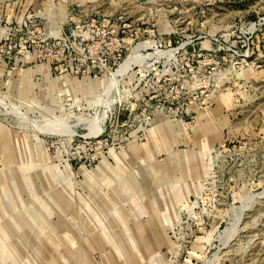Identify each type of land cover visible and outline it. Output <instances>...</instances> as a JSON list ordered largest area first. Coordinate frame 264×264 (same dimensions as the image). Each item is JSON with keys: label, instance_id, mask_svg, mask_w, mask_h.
Masks as SVG:
<instances>
[{"label": "rangeland", "instance_id": "374dc122", "mask_svg": "<svg viewBox=\"0 0 264 264\" xmlns=\"http://www.w3.org/2000/svg\"><path fill=\"white\" fill-rule=\"evenodd\" d=\"M0 264H264V0H0Z\"/></svg>", "mask_w": 264, "mask_h": 264}, {"label": "bare ground", "instance_id": "6f19581e", "mask_svg": "<svg viewBox=\"0 0 264 264\" xmlns=\"http://www.w3.org/2000/svg\"><path fill=\"white\" fill-rule=\"evenodd\" d=\"M132 57H133V55L131 54V55H129V56L125 59L124 63L122 64L121 69H123V68L126 66V64L129 62V60H130Z\"/></svg>", "mask_w": 264, "mask_h": 264}]
</instances>
